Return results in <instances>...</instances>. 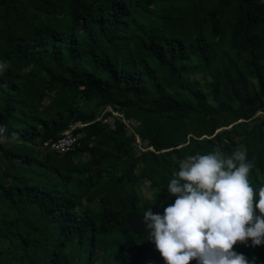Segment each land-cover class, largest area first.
Wrapping results in <instances>:
<instances>
[{
    "label": "trees",
    "instance_id": "trees-1",
    "mask_svg": "<svg viewBox=\"0 0 264 264\" xmlns=\"http://www.w3.org/2000/svg\"><path fill=\"white\" fill-rule=\"evenodd\" d=\"M0 62V264H165L143 215L188 155L242 147L264 185V0H0Z\"/></svg>",
    "mask_w": 264,
    "mask_h": 264
},
{
    "label": "clouds",
    "instance_id": "clouds-1",
    "mask_svg": "<svg viewBox=\"0 0 264 264\" xmlns=\"http://www.w3.org/2000/svg\"><path fill=\"white\" fill-rule=\"evenodd\" d=\"M6 69L0 62V74ZM253 168L242 147L188 155L180 163L167 185L171 203L143 215L165 264H255L234 249L264 246V185L254 191Z\"/></svg>",
    "mask_w": 264,
    "mask_h": 264
},
{
    "label": "built area",
    "instance_id": "built-area-1",
    "mask_svg": "<svg viewBox=\"0 0 264 264\" xmlns=\"http://www.w3.org/2000/svg\"><path fill=\"white\" fill-rule=\"evenodd\" d=\"M109 109L112 108L109 107ZM255 116L260 117L264 120V110L259 111ZM84 125L85 124L81 122H75L71 124V126L62 133V136L58 140L51 143L50 147L60 153L74 151L80 143V137L76 134L75 131L77 128Z\"/></svg>",
    "mask_w": 264,
    "mask_h": 264
},
{
    "label": "rangeland",
    "instance_id": "rangeland-1",
    "mask_svg": "<svg viewBox=\"0 0 264 264\" xmlns=\"http://www.w3.org/2000/svg\"><path fill=\"white\" fill-rule=\"evenodd\" d=\"M162 13H163V15H165V16H171V17H178L179 15H181V14H179V13H175V12H171L170 10H168V9H166V8H163V10H162ZM183 16H182V19H181V22H180V24L182 25V24H185L187 21H188V17H189V13L188 12H186V13H184V14H182ZM107 52L108 53H111V49L110 48H108L107 49ZM224 89L227 91V92H230L231 91V88H230V85L229 84H227V85H225L224 86ZM108 109H109V107H108ZM114 114H118L117 112H115ZM101 124L105 127V128H108V127H112L113 125H114V118L112 117V116H106L105 114H103L102 116H101ZM218 123H219V125H220V127H230V125H226L225 123H224V121H223V119L222 118H220L219 117V119H218ZM138 143H140V140H138ZM10 147V145H8L7 146V148H9ZM37 153H39L40 155H42V153H44V151H42V150H39ZM148 186H149V183H146V184H144L143 186H142V192L145 194V195H147V196H150L151 194H152V190H150V189H148Z\"/></svg>",
    "mask_w": 264,
    "mask_h": 264
}]
</instances>
